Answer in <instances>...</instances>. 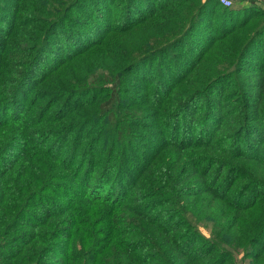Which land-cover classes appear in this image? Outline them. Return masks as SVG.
I'll return each mask as SVG.
<instances>
[{"label":"trees","instance_id":"trees-1","mask_svg":"<svg viewBox=\"0 0 264 264\" xmlns=\"http://www.w3.org/2000/svg\"><path fill=\"white\" fill-rule=\"evenodd\" d=\"M244 2L0 0V264H264Z\"/></svg>","mask_w":264,"mask_h":264},{"label":"rangeland","instance_id":"rangeland-1","mask_svg":"<svg viewBox=\"0 0 264 264\" xmlns=\"http://www.w3.org/2000/svg\"><path fill=\"white\" fill-rule=\"evenodd\" d=\"M230 1H232V3H233V0H230ZM244 1H245L244 3H246V4L250 3L251 6H253V8L257 9L259 12L263 11V13H264V0H244ZM113 10H114L113 12L118 11V9L115 10V8H113ZM259 19H261V21H262V20H264V17H260ZM257 27H260V25H258L256 23L251 28H257ZM258 39H259V40H257V41H259L258 44L264 45V38L260 37ZM153 139H157V138H153ZM199 231L203 236L210 237V235L212 233V225L209 223L208 224L202 223L199 225ZM235 262H236V264H251L250 259L243 257L242 253H239L235 256Z\"/></svg>","mask_w":264,"mask_h":264},{"label":"built area","instance_id":"built-area-1","mask_svg":"<svg viewBox=\"0 0 264 264\" xmlns=\"http://www.w3.org/2000/svg\"><path fill=\"white\" fill-rule=\"evenodd\" d=\"M221 5L224 7H230L232 5L230 0H220Z\"/></svg>","mask_w":264,"mask_h":264}]
</instances>
